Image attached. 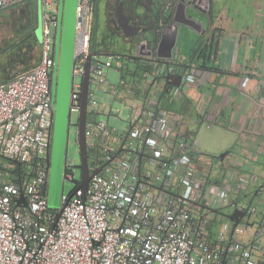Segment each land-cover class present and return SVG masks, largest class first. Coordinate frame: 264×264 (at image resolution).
<instances>
[{
  "label": "built area",
  "instance_id": "built-area-1",
  "mask_svg": "<svg viewBox=\"0 0 264 264\" xmlns=\"http://www.w3.org/2000/svg\"><path fill=\"white\" fill-rule=\"evenodd\" d=\"M18 1L0 0V9ZM41 1L38 64L0 82V264H264V244L256 239L264 236L263 221L254 240L234 239L231 222L219 227L218 239L208 240L206 218L198 210L208 173L194 142L170 129L169 112L144 100L136 117L121 120L122 130L110 126L108 116L96 121L100 103L95 90L117 98L96 54L88 66L85 125L91 177L84 189L77 185L69 195L61 193L59 208L48 206L52 29L58 0ZM93 14L92 0H78L69 104V128L76 129L77 145L78 119L72 124V116L79 118ZM166 69L177 71L174 65ZM181 72L186 83L197 81L195 67ZM178 93L177 87L172 94ZM115 132L122 150L121 144L116 151L109 147ZM73 172L66 160L63 179L73 180ZM253 181L254 176L237 177L234 184L241 191ZM228 197L220 192L223 204Z\"/></svg>",
  "mask_w": 264,
  "mask_h": 264
},
{
  "label": "crops",
  "instance_id": "crops-1",
  "mask_svg": "<svg viewBox=\"0 0 264 264\" xmlns=\"http://www.w3.org/2000/svg\"><path fill=\"white\" fill-rule=\"evenodd\" d=\"M116 7L134 21L128 19L126 31H116L108 23V12ZM93 13L91 49L96 22L101 39L112 35L118 39L113 44L129 45L127 53L100 50L117 60L120 73L112 87L117 98L107 94L109 99L127 108L126 117H136L144 100L169 112L170 129L178 138L194 142L208 173L205 200L198 209L205 218L212 212L216 221L222 220L221 208L233 210L241 198L252 201L258 194L264 198V0H101L98 10L93 0ZM141 36L148 48L133 52V41ZM168 65L176 66V73L195 67L197 81L188 84L183 77L173 96L177 87L162 78ZM98 111L106 112L109 122L111 107L104 111L98 106ZM121 141L118 133L112 134L110 149L116 151ZM218 152L225 156L207 157ZM250 176L255 181L237 190L234 179ZM221 191L229 193L224 204ZM259 218L264 221V212Z\"/></svg>",
  "mask_w": 264,
  "mask_h": 264
},
{
  "label": "rangeland",
  "instance_id": "rangeland-1",
  "mask_svg": "<svg viewBox=\"0 0 264 264\" xmlns=\"http://www.w3.org/2000/svg\"><path fill=\"white\" fill-rule=\"evenodd\" d=\"M96 8L101 7V0H95ZM45 10L47 7L45 6ZM101 23V21H100ZM97 22L95 26V38L96 41L92 44L91 51L98 53V59L101 63L102 70L106 74L108 80V86L114 87L118 83L120 73L116 67L117 60L110 57V55L101 52L102 49H114V51L128 52V47H125L124 43L113 44L118 39L112 35H105L103 39L98 35ZM54 29H52L53 35ZM42 40V1L41 0H19L18 2L6 6L0 9V82L8 80L14 75L29 70L35 67L40 59V43ZM144 37H135L132 44L133 52H141L147 50L148 43ZM98 42L100 44H98ZM124 45V47L122 46ZM126 51V52H125ZM120 52V53H121ZM114 57V56H113ZM135 57H138L135 54ZM116 58V57H114ZM139 58V57H138ZM113 62L112 64H110ZM128 76V74H125ZM157 86L153 87V92L157 89ZM160 87V86H159ZM90 89L94 90V86L91 85ZM152 92V93H153ZM94 97L100 103L101 110H107L111 107L112 115L109 117L110 126L115 127L118 130H122L124 124L121 120L126 118L127 108L120 102L109 99V95L102 92L101 89L95 90ZM106 109V110H105ZM106 114V112H104ZM104 114L95 115L96 121L105 120ZM78 115L73 114L72 124L77 122ZM203 141H208L207 136H202ZM76 129L72 125L69 128L68 143L66 149V160L73 166V180L63 179L62 193L69 195L77 187L81 181V169H80V156L79 147L76 144ZM208 153L207 157L214 158L220 155ZM3 160V159H2ZM4 161V160H3ZM214 164H218L216 161ZM219 204V202H217ZM221 205V203H220ZM249 205L248 213L243 217L241 222L237 224L234 229L233 238L241 242H248L256 238V231L260 225V216L264 212V198L263 196L256 195L252 201L241 198L238 204V208H246ZM220 212H223L224 216L218 219H214V214L209 212L206 216L208 221L205 223V232L208 230L211 232L214 239H218V229L224 222H229L227 216L232 212V209L227 207L221 208ZM254 210V211H253ZM219 215H217L218 218ZM264 222V221H263ZM207 224V225H206ZM243 224H246L243 229ZM264 224V223H263ZM232 225H229L228 231H230ZM257 242L264 244V236L256 238Z\"/></svg>",
  "mask_w": 264,
  "mask_h": 264
},
{
  "label": "water",
  "instance_id": "water-1",
  "mask_svg": "<svg viewBox=\"0 0 264 264\" xmlns=\"http://www.w3.org/2000/svg\"><path fill=\"white\" fill-rule=\"evenodd\" d=\"M78 0H58L57 24L54 30V64L51 73V104L53 106V123L50 152L48 156L49 178L47 186V204L50 208H59L62 193L63 171L66 161V149L69 132V104L72 85V68L74 53V28L76 21V6ZM98 53H89L82 79L80 113L78 118V147L80 156L81 181L78 184L85 188L91 175L87 167V153L85 140L87 87L90 57ZM162 78L166 84L180 87L183 73H171L165 68ZM123 144V143H122ZM121 144L120 150L123 149ZM225 152L218 157L223 158ZM100 171V168L93 173ZM249 205L244 208L235 207L227 216L232 223L231 231L248 213Z\"/></svg>",
  "mask_w": 264,
  "mask_h": 264
},
{
  "label": "flooded vegetation",
  "instance_id": "flooded-vegetation-1",
  "mask_svg": "<svg viewBox=\"0 0 264 264\" xmlns=\"http://www.w3.org/2000/svg\"><path fill=\"white\" fill-rule=\"evenodd\" d=\"M95 19V14H93V25ZM128 19L125 18L124 15H122L121 9H119L118 7H116L112 12H108V23L116 31H126ZM129 22H131L132 24L134 23L132 19H129Z\"/></svg>",
  "mask_w": 264,
  "mask_h": 264
},
{
  "label": "trees",
  "instance_id": "trees-1",
  "mask_svg": "<svg viewBox=\"0 0 264 264\" xmlns=\"http://www.w3.org/2000/svg\"><path fill=\"white\" fill-rule=\"evenodd\" d=\"M92 2H93V0H92ZM93 35H94V32H92V38H93Z\"/></svg>",
  "mask_w": 264,
  "mask_h": 264
}]
</instances>
